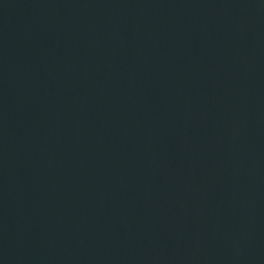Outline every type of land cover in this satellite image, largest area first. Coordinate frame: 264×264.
<instances>
[{
  "label": "water",
  "instance_id": "obj_1",
  "mask_svg": "<svg viewBox=\"0 0 264 264\" xmlns=\"http://www.w3.org/2000/svg\"><path fill=\"white\" fill-rule=\"evenodd\" d=\"M0 264H264V0H0Z\"/></svg>",
  "mask_w": 264,
  "mask_h": 264
}]
</instances>
